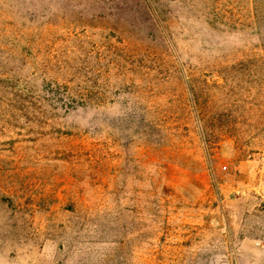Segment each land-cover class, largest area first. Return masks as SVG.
Returning a JSON list of instances; mask_svg holds the SVG:
<instances>
[{
  "label": "rangeland",
  "instance_id": "374dc122",
  "mask_svg": "<svg viewBox=\"0 0 264 264\" xmlns=\"http://www.w3.org/2000/svg\"><path fill=\"white\" fill-rule=\"evenodd\" d=\"M0 264H264V0H0Z\"/></svg>",
  "mask_w": 264,
  "mask_h": 264
},
{
  "label": "trees",
  "instance_id": "16d2710c",
  "mask_svg": "<svg viewBox=\"0 0 264 264\" xmlns=\"http://www.w3.org/2000/svg\"><path fill=\"white\" fill-rule=\"evenodd\" d=\"M9 100L10 107V117L12 121H23L25 124L37 125L40 123L47 124L51 122L52 117L54 116L51 113L42 112L33 108L34 103L38 100L36 97H30L26 95L24 98L21 95H16L15 93L11 94ZM202 134L203 131H201Z\"/></svg>",
  "mask_w": 264,
  "mask_h": 264
}]
</instances>
